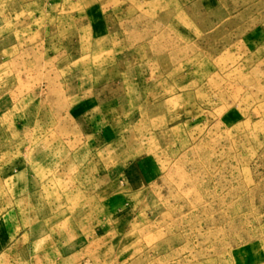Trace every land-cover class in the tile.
<instances>
[{
  "label": "rangeland",
  "instance_id": "obj_1",
  "mask_svg": "<svg viewBox=\"0 0 264 264\" xmlns=\"http://www.w3.org/2000/svg\"><path fill=\"white\" fill-rule=\"evenodd\" d=\"M0 264H264V0H0Z\"/></svg>",
  "mask_w": 264,
  "mask_h": 264
}]
</instances>
